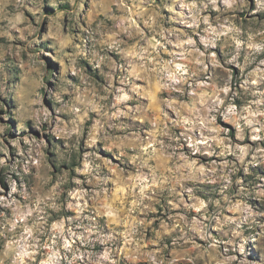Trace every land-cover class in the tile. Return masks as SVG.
I'll use <instances>...</instances> for the list:
<instances>
[{"label":"clouds","instance_id":"1","mask_svg":"<svg viewBox=\"0 0 264 264\" xmlns=\"http://www.w3.org/2000/svg\"><path fill=\"white\" fill-rule=\"evenodd\" d=\"M0 264H264V0H0Z\"/></svg>","mask_w":264,"mask_h":264}]
</instances>
